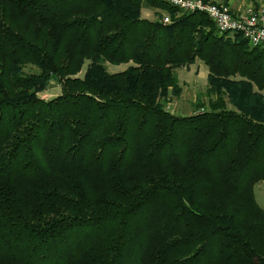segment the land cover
Here are the masks:
<instances>
[{
    "label": "trees",
    "instance_id": "16d2710c",
    "mask_svg": "<svg viewBox=\"0 0 264 264\" xmlns=\"http://www.w3.org/2000/svg\"><path fill=\"white\" fill-rule=\"evenodd\" d=\"M178 11L0 0V264H264V46ZM197 60L216 97L167 110Z\"/></svg>",
    "mask_w": 264,
    "mask_h": 264
},
{
    "label": "rangeland",
    "instance_id": "374dc122",
    "mask_svg": "<svg viewBox=\"0 0 264 264\" xmlns=\"http://www.w3.org/2000/svg\"><path fill=\"white\" fill-rule=\"evenodd\" d=\"M250 6L253 5H248V7ZM150 11L152 12L151 17L154 19L156 15L151 9L144 7L143 15L150 16ZM161 12L163 14L166 13L165 11ZM166 15H168V13H166ZM229 34L233 35L232 32ZM89 62L90 61L87 60L84 64L80 76L84 75ZM128 65L129 64L125 63L120 65L107 63V69L111 73H116L125 70ZM176 73L183 91L180 97L170 94L169 97L163 101L167 110L180 115L191 114L196 110V105H198V103L203 102L207 104L209 99L216 97V94L208 92L209 87L207 76L209 69L203 61L197 60V64H192L191 66L185 68H178ZM60 92V85L56 81H53L46 91L40 93V96L45 99H50L60 94ZM255 193L257 202L264 208V180L256 185Z\"/></svg>",
    "mask_w": 264,
    "mask_h": 264
},
{
    "label": "built area",
    "instance_id": "2783aa9c",
    "mask_svg": "<svg viewBox=\"0 0 264 264\" xmlns=\"http://www.w3.org/2000/svg\"><path fill=\"white\" fill-rule=\"evenodd\" d=\"M176 7L178 13L201 12L211 18L220 33L241 34L251 46H264V5L246 7L235 12L225 3L208 0H166ZM165 23H170L169 15H164Z\"/></svg>",
    "mask_w": 264,
    "mask_h": 264
},
{
    "label": "crops",
    "instance_id": "0c3cea01",
    "mask_svg": "<svg viewBox=\"0 0 264 264\" xmlns=\"http://www.w3.org/2000/svg\"><path fill=\"white\" fill-rule=\"evenodd\" d=\"M217 3H225L231 7V9L235 12L244 11L248 5H253L255 8L259 7L260 5H264V0H208ZM154 11V10H152ZM151 11L150 16H145L151 18ZM156 18V17H155ZM197 64V61L196 63Z\"/></svg>",
    "mask_w": 264,
    "mask_h": 264
}]
</instances>
